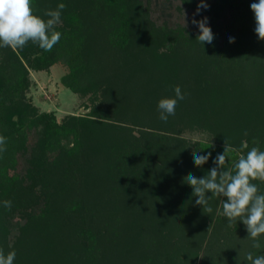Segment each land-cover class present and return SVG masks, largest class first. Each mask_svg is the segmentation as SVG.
Returning <instances> with one entry per match:
<instances>
[{
	"label": "trees",
	"instance_id": "trees-1",
	"mask_svg": "<svg viewBox=\"0 0 264 264\" xmlns=\"http://www.w3.org/2000/svg\"><path fill=\"white\" fill-rule=\"evenodd\" d=\"M205 2L212 23L225 18L226 25L213 26V42L202 45L196 39L199 29L189 35L179 32L175 40L163 31L155 33L149 6L142 0H32L33 13L45 20L46 10H55L59 3L66 8L55 29L61 39L50 52L31 41L22 49L0 47V135L7 138V150L0 154V248L5 254L15 251L14 264H197L204 256V250L201 255L194 246L200 241L196 234L206 227V220L194 222L203 207L196 205L197 197L183 178L189 173L205 176L215 166L213 158L196 167L184 145L163 150L165 141L145 130L147 118L157 119L159 112L138 109L131 116V129L98 118L96 110L59 122L54 113H40L27 94L31 72H48L63 63L68 73L62 84L74 93L94 96L104 83L112 87L118 60L139 63L141 51L160 59L161 42L177 40L186 53L195 52L201 70L214 63L220 68L221 89L201 87L197 95L204 104L193 118L200 115L196 118L205 122L214 117V132L228 133L223 142L239 148L224 165L225 170L232 168L252 147L264 151V40L255 33L250 8L258 0ZM181 3L197 9L199 0ZM229 37L235 43H229ZM182 49L167 58V64L177 62L169 68L170 75L178 73L172 69ZM167 79L161 85L173 93L177 84ZM108 93L102 99L109 106L106 115L114 110L109 97L113 92ZM225 102L234 106L227 109ZM150 104L144 101L139 108L151 112ZM132 129L139 131L138 137ZM252 183L264 194V182ZM223 199L209 201L211 222ZM5 200L12 201L10 211L3 207ZM190 214L194 220L188 219ZM218 219L223 232L216 241L228 249V264H249V251L264 255V235L262 248L253 249L243 222L229 226L223 215ZM209 260L207 264H214ZM217 261L221 264L220 258Z\"/></svg>",
	"mask_w": 264,
	"mask_h": 264
},
{
	"label": "rangeland",
	"instance_id": "rangeland-1",
	"mask_svg": "<svg viewBox=\"0 0 264 264\" xmlns=\"http://www.w3.org/2000/svg\"><path fill=\"white\" fill-rule=\"evenodd\" d=\"M142 2L146 7L149 6L150 10L148 13V19L154 24L155 33L163 31L168 33V35L174 40L176 38L178 39L179 32L189 35L188 32L197 31L198 27L192 23L194 18L196 20H201L204 17H207V23L211 29L215 25H226L225 18H221L215 23H212L213 20L206 12L209 7L207 9H201L199 14L194 15L196 9L184 7L181 0H142ZM122 39L125 40L126 37H122ZM122 39L119 38L118 40L122 41ZM179 40L182 41V39ZM220 42L222 43L223 39ZM174 43L176 44H173L171 39L161 42L159 47V54L161 55L160 59L155 56L156 53L150 54L141 51L138 52V54L140 53L139 56L141 58L139 63H135L134 61L129 63L124 59L118 60V67L113 68L114 73L119 70L118 75L115 76L116 79L113 81L114 84L112 87H106V84L104 83L102 85L103 87L99 89V92L94 95L96 97L90 93L87 95L74 93L62 84V77L68 73V67L63 63L54 65L48 72H31L32 86L27 94L28 99L39 109L40 113H54L59 122L63 121V119L68 116H87L90 115L92 111L96 110L97 112L99 111V115H97L98 118L108 119V121L112 122L120 121L122 123L121 126L131 129L133 127L131 116L136 114L138 109L143 111L142 113H158V101L164 97L175 96L174 92L167 94V90L164 89L166 86L161 85L166 81L167 77H171V79L173 78L172 82L181 87L182 92L185 94V99L178 102L175 115L169 116L166 123L157 117H155L157 119L153 118L152 120L147 118V128L145 130L148 132L152 130L154 136L157 135V138L165 141L163 147V150L165 151L170 150L175 144H181L192 153L194 151H199L201 155H207V153L210 152V158L215 159L217 154L223 153L225 146V141L223 142V140L228 133L226 132L222 135L221 132L218 131L219 135L214 132L217 131L213 129V127L216 126V120L214 117L205 122H202V120L199 122L198 117H200V115L196 116L198 119L193 117L197 107L201 108L202 104H204L203 97L197 95L199 94L198 92L201 91V87L206 86L216 90L221 87L220 84L223 83V80L217 76L219 74L217 72H219L220 68H217V64L214 63L213 66H208L207 69L201 70L195 64V52H192L190 49L188 50L189 52L186 53V51L181 48L182 45L179 41L176 40ZM177 48H179V50L182 49L178 59L176 58L177 61L180 62L176 67L174 66L172 70H175L178 73L177 75H173L174 73L170 75L169 68L172 67L171 65L177 64V62L172 60V62L170 61L171 63L167 64V58L175 57L173 52H175V49ZM155 86L157 88H155ZM111 91L113 92L109 95L111 100L109 98H107V100L109 99L112 102L110 109L114 108V110L111 114L106 115L109 106L103 104L102 99L105 97L104 95L106 93L109 94L108 92ZM144 94H146L148 98L147 101L145 100ZM154 94H160V98L152 99L154 96L151 95ZM150 98L152 100H149ZM127 100L134 105L127 107L126 104H124L128 102ZM142 101H145V103H151L150 108L153 111L147 112L144 108L141 110L139 107L143 104ZM152 103L155 104L153 105ZM223 106L230 109L234 104L233 102H225L223 103ZM115 109L117 111L122 110V114L125 115L121 116V114L116 112ZM114 111L116 113H114ZM131 132L136 137L140 134L136 129H132ZM255 141L259 143V139ZM229 146L234 149V151L229 153V156L239 152L238 147ZM221 202L219 207H217L219 211L222 209ZM198 214L200 215H197V219L194 221L195 223H200L205 220L207 222L205 221L206 227L202 228L201 232L196 234V238L198 237V240L200 241L195 243L194 246L201 250V255H203L204 250V256L207 253L209 255L207 260L211 259L212 263L218 264L217 259L220 258L221 264H228V256H226L228 249L219 246L218 241H216V238L221 237V233L219 234V232H223L221 229L222 226L219 224L220 221H218V218L222 216V212H220L218 216L215 215L212 222L209 214H206L203 211H199ZM153 215L154 218H159L157 213H153ZM144 216H146V214ZM148 217L142 216V218L147 219ZM194 218V214L188 216V219L194 220ZM177 221H180L179 218ZM241 222L242 221H237V223ZM157 227L155 230L160 231ZM207 227L209 228L207 229ZM144 228L147 227L145 226ZM148 229L151 230L152 227H148ZM155 236H152L153 240ZM154 241H156V239ZM213 244L215 248L212 249ZM155 246L156 244L153 243V247ZM208 248L211 250L210 252L208 251ZM204 256L197 261V264H201L202 262L207 264V260L203 261V259H205Z\"/></svg>",
	"mask_w": 264,
	"mask_h": 264
},
{
	"label": "clouds",
	"instance_id": "clouds-1",
	"mask_svg": "<svg viewBox=\"0 0 264 264\" xmlns=\"http://www.w3.org/2000/svg\"><path fill=\"white\" fill-rule=\"evenodd\" d=\"M65 8L64 3H59L55 10H46L44 16L48 19L45 20L33 13L32 0H0V47L22 49L31 41L44 51L50 52L61 39V33L55 29L61 23ZM207 8L205 0H199L194 15ZM250 8L254 13L255 33L260 40H264V0L251 3ZM192 23L199 29L196 39L202 45L211 44L214 34L208 26L207 17L201 20L194 18ZM229 43H235V38L229 37ZM173 91L174 97L161 98L157 104L159 119L165 123L169 116L175 115L178 102L185 99L180 86H174ZM6 144L7 138L0 135V154L7 150ZM232 151L234 149L226 140L223 153L217 154L213 160L215 166L205 176L198 178L189 173L183 178V182L191 186L192 195L197 197L195 203L203 207L204 213L213 212L210 200L215 197L226 198L221 202L222 215L227 218L229 226L242 221L248 233L247 239L252 241L251 247L259 250L262 248L260 237L264 235V194H260L257 185L252 181L264 182V151L252 147L246 156H239L232 168L225 170L224 165ZM192 156L195 166L202 167L211 157V153L201 155L199 151H194ZM3 207L10 211L12 201H3ZM217 213L220 214L219 209ZM15 258V251L5 254L0 248V264H14ZM245 258L249 264H264V255L254 256L249 251Z\"/></svg>",
	"mask_w": 264,
	"mask_h": 264
}]
</instances>
